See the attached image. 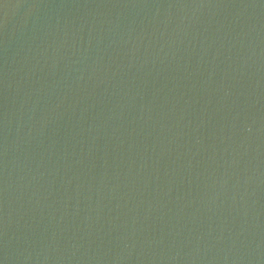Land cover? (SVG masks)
Here are the masks:
<instances>
[{
	"label": "water",
	"instance_id": "water-1",
	"mask_svg": "<svg viewBox=\"0 0 264 264\" xmlns=\"http://www.w3.org/2000/svg\"><path fill=\"white\" fill-rule=\"evenodd\" d=\"M0 264H264V0H0Z\"/></svg>",
	"mask_w": 264,
	"mask_h": 264
}]
</instances>
